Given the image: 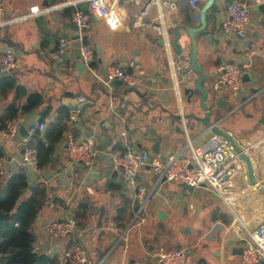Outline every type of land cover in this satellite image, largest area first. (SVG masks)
Segmentation results:
<instances>
[{
	"label": "crops",
	"instance_id": "1",
	"mask_svg": "<svg viewBox=\"0 0 264 264\" xmlns=\"http://www.w3.org/2000/svg\"><path fill=\"white\" fill-rule=\"evenodd\" d=\"M67 1L74 0H4L0 21L22 14L33 5L50 7ZM208 1L211 5L206 14L215 12L217 15L214 38L218 43L197 41L196 60L204 70L203 87L208 92L212 88L217 95L214 103L212 100L206 102L210 108L212 106L210 122L229 135L236 146L243 148L264 137V124L260 123L264 110V18L260 6L264 0H241L252 7L247 47L236 37L220 34L230 0H198V9L190 8L187 0H177L176 10L169 12L164 19L170 43L176 36L175 27L188 26L189 20L197 23L196 16L199 18ZM145 2L120 1L122 25L116 30L109 29L103 21L90 19L83 35L84 43L93 46L94 56L89 68L83 64L77 66L74 58L73 38L77 31L70 21L73 7L0 28V57L5 48L10 47L16 63L11 73L0 76V84L3 83L1 79L8 76L14 80V87L6 94H1L0 88V132L3 123L9 119L3 117L7 106L11 103L23 105L29 94L39 95L42 103L30 113L19 115L21 125L27 128L31 123H44L41 138L44 139L49 123L59 110H64L69 116L66 131L53 146L50 162L43 169L22 164L24 149L21 145L27 146L28 135L23 137L19 132L14 140H6L0 133L1 171L14 173L23 169L28 186L42 184L45 187L46 201L31 227L34 236L31 249L38 256L42 254L45 259H54L56 264L67 251L78 253L86 260L85 264H154L151 256L158 248L185 249V264H241L238 250L242 251L248 234L264 223V196L259 190L250 189L246 167L235 181L237 199L233 209L227 208L206 189L190 192L184 186L163 182L152 194V202L147 204L149 216L145 222L130 227L125 240L116 243L129 224L136 200L134 190L124 184L120 172L115 177L107 172L110 154L128 141L137 149L147 150L151 155L164 159L186 142L167 53L163 44H159L157 32L149 26L156 21V7L149 6L138 20L134 19V15L143 10ZM256 6H259L257 11ZM212 26L211 18H207L206 28ZM180 34L182 57H188L190 42L182 30ZM60 40L70 42L65 51L67 59L55 63L51 54ZM172 57L175 58L173 52ZM130 62H133L132 66ZM221 65L239 67L243 75L249 76V82H244L242 75L241 90L232 96L233 108L240 107L235 111L232 108L226 114L220 113V109L226 108V97L218 92L222 89H214L217 68ZM108 66H119L140 76L141 84L136 88L140 96L130 93L122 97L127 90L124 85L105 84ZM198 77V74L189 72L181 74L178 79L180 107L188 138L194 147L227 142L203 127H197L192 118L193 115L203 116L198 106L199 94L195 92L188 101L183 90L193 87ZM251 88L257 91L251 93ZM79 98L92 103L83 116L80 109L69 110L64 106V103H72L71 100L78 101ZM218 101L220 106H215ZM240 110L241 115L230 118ZM39 112L43 115L37 121ZM121 130L125 132V140L119 136ZM69 138L92 142L99 152L92 169L69 163L66 150ZM154 143H157V154L151 151ZM68 170L70 174H67ZM153 179L148 167L137 177V181L145 186ZM31 190L28 187L21 199L28 198ZM158 212L164 214L163 220L157 217ZM63 219L76 221V234L62 239L49 238L44 232L45 225ZM145 224L149 228L144 229ZM136 232L140 240L147 243L146 255H141L140 240L135 245L130 244ZM144 236L146 240L142 239Z\"/></svg>",
	"mask_w": 264,
	"mask_h": 264
},
{
	"label": "built area",
	"instance_id": "2",
	"mask_svg": "<svg viewBox=\"0 0 264 264\" xmlns=\"http://www.w3.org/2000/svg\"><path fill=\"white\" fill-rule=\"evenodd\" d=\"M123 0H74L56 4L50 7L38 5L30 6L25 12L6 20L0 21V28L16 22H24L34 17L46 15L66 7H73L74 11L70 21L77 31V42L79 45L80 60L84 67L89 68L93 61V49L84 43L83 35L90 24V17L103 21L111 30L121 27V13L118 7ZM190 8L198 9V0H187ZM87 5V12H83L79 6ZM154 5L157 10V18L154 23H149L163 41L167 53V62L170 76L173 81L174 95L179 107L181 122L184 127L186 142L177 152L162 159L159 155H151L149 151L137 149L131 142L125 141L122 147L110 154L112 169L121 173L124 184L134 190L136 208L130 218L125 231L117 239L125 240V234L132 226H138L145 222V208L159 186L160 182H170L179 186H191L193 189H201L202 186L216 195L223 204L230 210L235 207L237 199L235 195L236 178L244 172L245 164L239 158L227 142L215 143L212 146L194 147L192 140L188 138L183 114L181 110V93L178 86V79L181 77V70L189 68L188 57H172V46L165 27L164 19L169 12L176 10L177 0H146L143 10L134 15L138 20L147 11L148 7ZM251 6L241 0H230L225 17L221 22L220 34L225 37H236L243 41L247 47V30L251 20ZM4 0H0V15L3 14ZM198 19V16H196ZM70 42L60 40L51 54L52 61L60 63L62 54L68 49ZM133 62H130V66ZM16 67L14 52L11 48H5L0 57V70L9 74ZM243 72L239 67L233 65H221L217 68L214 89L221 90L229 88L233 95L240 92L242 86ZM120 81L126 88H138L141 84V77L134 72L126 71L119 66H108L106 68L104 82L111 85L114 81ZM78 102H84L79 98ZM240 106H237V110ZM78 111V110H77ZM75 119V117H71ZM1 137L6 140H14L19 133L22 124L21 116H16L3 123ZM28 137L35 132L45 130L44 123H31L26 128ZM120 138L125 140V132L120 131ZM68 161L74 165H81L87 169L94 167L99 152L93 147L91 141H76L69 138L66 142ZM243 152L251 159L253 166V179L255 184L250 189L257 190V186L264 183V137L246 145ZM22 164L37 167V153L32 147H25ZM254 165L256 171L254 170ZM148 167L154 176V182L149 190L143 183L137 181V177ZM11 173L1 171L3 179H9ZM239 190V189H238ZM44 232L49 238L62 239L74 236L77 232V224L73 219H63L48 222ZM34 252V251H32ZM78 253L65 252L57 264H85L86 260L79 257ZM186 250L181 248L164 249L158 248L152 254L154 264H185ZM241 264H264V223L254 228L249 234L240 254ZM101 264V262L99 263Z\"/></svg>",
	"mask_w": 264,
	"mask_h": 264
},
{
	"label": "trees",
	"instance_id": "3",
	"mask_svg": "<svg viewBox=\"0 0 264 264\" xmlns=\"http://www.w3.org/2000/svg\"><path fill=\"white\" fill-rule=\"evenodd\" d=\"M260 12L264 18V4L260 6ZM1 80L3 82L0 84L1 94L4 95L14 87V80L10 76ZM17 92H20V89H17ZM41 103L39 95L29 94L23 105L18 106L16 103L8 105L3 117L10 119L30 113ZM68 117L67 112L59 110L49 123L44 139L40 137V132L29 136L27 147L36 150L38 169H43L49 164L53 146L61 140L66 131ZM2 157L0 147V159ZM28 187L23 169L14 172L9 179H3L0 175V264H56L54 259L49 258L37 263L38 254L32 252L34 236L31 227L46 201V190L42 184H37L28 198L21 199Z\"/></svg>",
	"mask_w": 264,
	"mask_h": 264
},
{
	"label": "water",
	"instance_id": "4",
	"mask_svg": "<svg viewBox=\"0 0 264 264\" xmlns=\"http://www.w3.org/2000/svg\"><path fill=\"white\" fill-rule=\"evenodd\" d=\"M43 4L45 6L48 5V3L46 1H44ZM210 5H211V2L208 1L203 6L197 23L189 20L188 24H187L188 26H176L175 27L176 36L171 42L172 52L175 56L182 57V47H181L180 42H179L180 35H181L180 30H182L185 34V37L190 42V51H189V56H188L189 68L182 69L180 73L182 75H187L189 72H193V73L199 75L198 79L194 82L193 87L185 88L183 90V94L187 97L188 101H190V98L193 96V94L195 92L197 94H199L198 106L203 111V116L198 117L196 115H193L192 118H193V120H195L197 127H203L204 129H206V130L212 132L213 134L217 135L219 138H222V139L226 140L227 142H229V144L232 146L234 151L239 154V158L245 164V167H246L247 172H248L249 184L252 186L255 184V182L253 179V166H252L251 159L243 152L242 148H239L238 146L235 145V143L233 142V139L229 135H227L223 130L216 128V125L214 123L210 122V116L212 115V113H211L212 112V106L210 108L206 104L207 98L209 96V92L202 85L204 80H205V74H204L203 68L201 66H199V64L196 60L197 41H200V42L205 43V44L209 40L214 41V44L218 43V40L214 38V33L216 30L215 25H216L217 15L215 12H210V13L206 14V11L209 9ZM258 8H259V6H256L255 10L257 11ZM80 9L83 12H87V5L86 4L81 5ZM251 9H252V7H251ZM207 18H211L212 23H213V26L210 29L206 28ZM90 19H93V18L90 17ZM73 41L75 44V46H74V58L78 63L77 66H79V65L82 66V63L80 60L79 45L77 42V36L73 38ZM159 44H161V45L163 44V41L161 38L159 39ZM90 47L93 48L92 45ZM95 49L98 50L97 45L95 46ZM97 53L99 54L98 51H97ZM66 59H67V52H64L62 54V62H64ZM0 76L5 77V76H7V73L0 70ZM243 81L249 82V76L247 74L243 75ZM111 86L119 87V86H121V82L116 80L111 84ZM256 91H257L256 88H251V90H250L251 93H255ZM130 93H133L137 96H140V94L136 88H127V90H125L122 93V97H125L127 94H130ZM71 101H72V103H64V106H66L69 110L80 109L81 116H83L86 108L92 107V103H90V102L79 103L77 101V99H73ZM215 106H220L219 101L215 103ZM42 115H43V112L38 113L37 121ZM260 123L264 124V110H262V113H261ZM19 132L21 133V135L23 137H27V135H28L27 130L23 125H21L19 127ZM21 146L23 149H25V147H26L24 144H22ZM151 151L154 154L158 153L157 143L153 144V146L151 147ZM107 172L111 173L113 177L118 175V171L112 170V166L109 163H108ZM70 173H71V171L68 170L67 174H70ZM65 179H68V178L66 177ZM32 188H33L32 186H29V190H31ZM184 188L190 192L193 190V188L191 186H184ZM257 190H259L264 196V187L262 185L257 186ZM157 217L160 220H163L164 214L162 212H158ZM238 252L241 253V249H239ZM44 260H45V256L42 254L37 257V263H42Z\"/></svg>",
	"mask_w": 264,
	"mask_h": 264
},
{
	"label": "rangeland",
	"instance_id": "5",
	"mask_svg": "<svg viewBox=\"0 0 264 264\" xmlns=\"http://www.w3.org/2000/svg\"><path fill=\"white\" fill-rule=\"evenodd\" d=\"M214 92H215V91L211 88V90H210V92H209V96H208V98H207V101L212 100L213 103H214L215 98L217 97V95H216ZM218 92H220V94L225 95V97H226V98H225L226 108L223 109V110L220 109V113H224V114H226V113L230 112V110H232V108H233V106H232V104H233V101H232V96H233V94H232V92H231V90H230L229 88H224V89H222L221 91H218ZM238 94H239V93H238ZM233 109H234V108H233ZM237 114H240V115H241V114H242V111L240 110L239 112L232 114V116H231L230 118H233V117L235 118V116H236ZM217 116H219V115L217 114ZM230 118H229V119H230ZM153 182H154V179L151 180L150 182H148V184H146L147 190L150 189V187L152 186ZM161 184H163V182H160L159 186H160ZM202 188L205 189L203 186H202ZM151 202H152V199L149 201L148 204H150ZM145 212H146L145 218H146V217L148 218V216H149V211H148V209H147V206H146V208H145ZM143 228H144V229H147V228H149V225H148V224H145ZM154 228H156V226H155ZM142 239L146 240L147 237L144 236V237H142ZM139 240H140V235H139L138 232H136V236L134 237V239H132V240L130 241V244L135 245L136 241H139ZM140 241H141V240H140ZM146 244H147L146 242L141 241V247H142V248H141V252H142L141 255H146V252H147Z\"/></svg>",
	"mask_w": 264,
	"mask_h": 264
}]
</instances>
